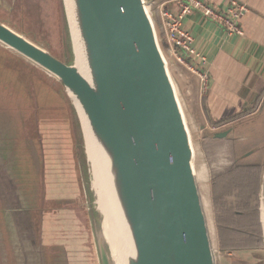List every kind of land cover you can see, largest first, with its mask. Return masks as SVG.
I'll return each instance as SVG.
<instances>
[{"label":"water","instance_id":"1","mask_svg":"<svg viewBox=\"0 0 264 264\" xmlns=\"http://www.w3.org/2000/svg\"><path fill=\"white\" fill-rule=\"evenodd\" d=\"M161 1L73 0L106 81L105 92L74 66L75 53L74 61H64L2 21L0 43L58 78L106 139L119 176L129 264H216L189 128L146 8ZM65 10L68 17L66 5ZM77 111L86 148L87 133ZM261 164L259 208L264 218V155ZM84 188L99 263L112 264L95 199L85 182Z\"/></svg>","mask_w":264,"mask_h":264},{"label":"rangeland","instance_id":"2","mask_svg":"<svg viewBox=\"0 0 264 264\" xmlns=\"http://www.w3.org/2000/svg\"><path fill=\"white\" fill-rule=\"evenodd\" d=\"M156 5L146 8L162 48ZM0 21L58 58L74 61L64 0H0ZM185 118L216 264H223L233 254L217 248L212 180L207 191L202 182L210 175L203 137ZM241 126L247 133L210 146L212 157L263 159L264 115L243 119ZM92 170L78 111L63 84L0 43V264H100L84 188L85 182L103 223ZM260 217L264 221L261 210Z\"/></svg>","mask_w":264,"mask_h":264},{"label":"crops","instance_id":"3","mask_svg":"<svg viewBox=\"0 0 264 264\" xmlns=\"http://www.w3.org/2000/svg\"><path fill=\"white\" fill-rule=\"evenodd\" d=\"M208 1L225 9L228 0ZM242 1L249 6L240 18L243 35H227L198 12L183 17V25L194 36L195 47L210 60L209 85L205 94L199 91L196 75L177 63L169 66L183 111L188 120L194 122L198 137H203L206 132L217 137L216 132L227 130L222 138L239 140L247 133L240 130L243 119L264 115V0ZM237 124L240 125L235 126ZM200 143L202 146V141ZM249 150L248 155H253L254 150ZM261 151L263 156L264 146ZM205 160L208 166L206 157ZM210 179L211 175L202 181L206 191ZM260 260L262 262L258 263ZM260 260L254 257V262L264 264V257Z\"/></svg>","mask_w":264,"mask_h":264},{"label":"trees","instance_id":"4","mask_svg":"<svg viewBox=\"0 0 264 264\" xmlns=\"http://www.w3.org/2000/svg\"><path fill=\"white\" fill-rule=\"evenodd\" d=\"M162 47L165 49L163 42ZM222 139L202 138L212 180L218 250L233 254L224 257L223 264H257L254 257H264V221L259 209L261 158L251 161L234 154L216 160L208 148L223 143Z\"/></svg>","mask_w":264,"mask_h":264},{"label":"bare ground","instance_id":"5","mask_svg":"<svg viewBox=\"0 0 264 264\" xmlns=\"http://www.w3.org/2000/svg\"><path fill=\"white\" fill-rule=\"evenodd\" d=\"M73 37L74 66L96 89L105 92L106 81L97 59L82 29L73 0H64ZM79 110L87 133V148L94 168V183L98 201L104 211L103 234L110 246L112 264H129L130 238L118 191V172L112 152L95 121L84 111L78 99L69 91Z\"/></svg>","mask_w":264,"mask_h":264},{"label":"built area","instance_id":"6","mask_svg":"<svg viewBox=\"0 0 264 264\" xmlns=\"http://www.w3.org/2000/svg\"><path fill=\"white\" fill-rule=\"evenodd\" d=\"M161 24L162 52L169 66L177 63L196 75L199 91L205 94L210 78V60L194 45L193 34L183 25V17L198 12L220 27L227 35H243L241 16L249 10L242 0H228L225 9L213 5L208 0H162L157 5Z\"/></svg>","mask_w":264,"mask_h":264}]
</instances>
